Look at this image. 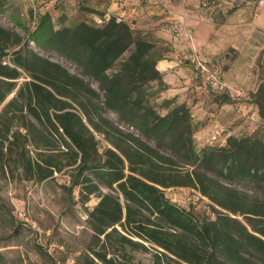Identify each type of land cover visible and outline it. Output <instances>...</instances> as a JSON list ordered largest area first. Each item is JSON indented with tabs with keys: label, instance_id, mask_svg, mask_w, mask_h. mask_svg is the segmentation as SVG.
Listing matches in <instances>:
<instances>
[{
	"label": "trees",
	"instance_id": "1",
	"mask_svg": "<svg viewBox=\"0 0 264 264\" xmlns=\"http://www.w3.org/2000/svg\"><path fill=\"white\" fill-rule=\"evenodd\" d=\"M78 8L83 16L71 24L40 16L25 41L0 26V105L14 93L0 111V180L10 175L42 183L68 170L67 193L78 189L92 233L73 264H134L132 252L149 248L156 258L182 264H264V200H248L219 180L264 185V139L226 130L197 150L199 126L189 108L180 103L161 115L152 102L166 89L156 69L165 52L159 42L113 17L100 15L98 24L87 17L93 9ZM28 43L76 66L98 92ZM256 93L264 120V78ZM215 96L217 107L235 104L227 94ZM105 112L142 139L118 129ZM97 136L108 143L102 152ZM174 187L196 190L211 213L172 202L165 190ZM93 197L97 203L89 209Z\"/></svg>",
	"mask_w": 264,
	"mask_h": 264
},
{
	"label": "rangeland",
	"instance_id": "2",
	"mask_svg": "<svg viewBox=\"0 0 264 264\" xmlns=\"http://www.w3.org/2000/svg\"><path fill=\"white\" fill-rule=\"evenodd\" d=\"M45 13L51 16L56 25L60 19L65 24H71L83 16L76 0H3L0 26L14 32L25 41L27 35L34 31L39 17ZM212 39L210 46L219 53L212 57H217L220 62L225 59L231 62L229 66H225L228 67L227 72L223 71L221 66H217L211 55L199 54L198 49L188 50L190 56L203 58L210 69H219L222 81V74H225L228 81L224 84V89L214 90L216 92L208 89L202 80L194 79L192 70L190 84L181 88L164 89L155 95L152 102L157 112L164 115L170 108L184 103L189 108L193 122L199 126L194 134L197 150L202 149L226 130L237 135L264 139V120L259 117L255 103L259 96L256 92L264 78V71L260 70V66L264 64V53L260 51L264 44L263 37L257 32L248 34L245 28L232 31L231 28L217 27ZM28 45V49L36 51L43 58L82 78L90 88L98 92L97 85L83 78L76 66L56 53H41L32 43ZM227 48L229 50L225 52ZM158 49L165 50V46L159 43ZM188 63L193 69V63L189 61ZM170 74L173 75V72ZM248 74L250 80H247ZM25 79L27 80L23 75L20 82ZM152 87H155V84ZM218 94L232 95L235 102L231 108L224 107L222 114L218 113L214 102L215 95ZM167 99L172 100L173 104L165 107L163 101ZM243 103H249L245 108V114L252 111L253 120L246 122L241 116ZM103 116L123 132L141 138L127 125L119 123L110 113L105 112ZM96 138L99 141V151L102 152L108 143L98 136ZM181 166L183 170L193 169L184 164ZM66 171L68 170L56 174L54 180L42 183L10 175L7 179L0 180V205L7 210V212L0 210V238H6L4 241L0 240V252L5 257V264H73L74 259L83 251L84 245L90 241L92 233L86 223V211L77 200L78 189H74L72 195L67 193L70 179ZM208 174L219 179L213 173ZM219 180L248 200H264V185L254 180L231 183ZM165 195L175 204L199 215L211 213L209 200L194 189L174 187L166 189ZM96 203L97 199L93 197L86 207L91 209ZM15 225L19 227L18 233L9 238ZM154 252L153 248L146 252L133 251L134 264H182L174 258L165 256L156 258Z\"/></svg>",
	"mask_w": 264,
	"mask_h": 264
},
{
	"label": "crops",
	"instance_id": "3",
	"mask_svg": "<svg viewBox=\"0 0 264 264\" xmlns=\"http://www.w3.org/2000/svg\"><path fill=\"white\" fill-rule=\"evenodd\" d=\"M76 1L77 4L81 3L95 11L87 16L88 19L101 15L107 21L113 17L164 45L165 52L156 69L162 75L166 89L169 90L185 87L191 82L193 69L188 61L191 62L192 56L188 48L198 49L199 54L211 55L217 66H221V69L227 72L228 67L225 66H229L230 60L224 58L225 60L220 62L217 57H212L219 54L210 46L217 27L231 28L232 31L245 28L248 34L257 32L263 37L264 43V0H212L216 3V7L209 9L202 7L205 0ZM260 51L264 53V44ZM172 72L173 75L170 74ZM222 76L223 83L226 84L228 80L225 74ZM247 80H250L249 74ZM13 95L14 93H11L7 96L0 105V111ZM229 96L232 98V95ZM224 107L231 108V104L219 107L216 105L219 114H222ZM245 113L243 107L241 116L244 117Z\"/></svg>",
	"mask_w": 264,
	"mask_h": 264
},
{
	"label": "built area",
	"instance_id": "4",
	"mask_svg": "<svg viewBox=\"0 0 264 264\" xmlns=\"http://www.w3.org/2000/svg\"><path fill=\"white\" fill-rule=\"evenodd\" d=\"M202 7L205 9H209L210 7H216V3L214 1L203 2ZM93 21L96 23H100V19L98 17H94ZM191 62L193 63L194 75L196 78L202 80L205 87L213 90H222L224 89V83L222 81L221 72L217 69H210L208 67L207 62L201 58L194 55L191 57ZM27 221V219H25Z\"/></svg>",
	"mask_w": 264,
	"mask_h": 264
}]
</instances>
